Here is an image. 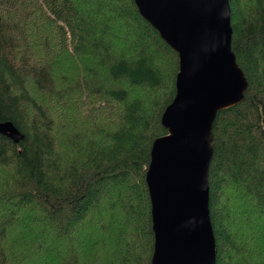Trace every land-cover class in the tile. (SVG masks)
<instances>
[{
    "label": "trees",
    "instance_id": "trees-1",
    "mask_svg": "<svg viewBox=\"0 0 264 264\" xmlns=\"http://www.w3.org/2000/svg\"><path fill=\"white\" fill-rule=\"evenodd\" d=\"M228 2L246 90L211 125L208 208L215 264H247L230 209L264 232V0ZM178 71L134 0H0V123L23 135L0 133V264H152L146 173Z\"/></svg>",
    "mask_w": 264,
    "mask_h": 264
},
{
    "label": "water",
    "instance_id": "water-1",
    "mask_svg": "<svg viewBox=\"0 0 264 264\" xmlns=\"http://www.w3.org/2000/svg\"><path fill=\"white\" fill-rule=\"evenodd\" d=\"M140 14L179 56L176 94L162 114L168 133L151 148L146 173L152 264H215L208 208L211 125L239 103L246 81L231 49L228 0H134ZM17 143L11 123H0Z\"/></svg>",
    "mask_w": 264,
    "mask_h": 264
},
{
    "label": "rangeland",
    "instance_id": "rangeland-1",
    "mask_svg": "<svg viewBox=\"0 0 264 264\" xmlns=\"http://www.w3.org/2000/svg\"><path fill=\"white\" fill-rule=\"evenodd\" d=\"M130 90H131L130 96L132 98H140L145 104L147 103L146 100L148 99L147 96L149 94V92L147 90H145L142 87L130 88ZM40 99H42V97H40ZM101 129H103V128H101ZM96 132H93L92 133L93 135H90L88 133H82V134H79L78 136L82 140L83 139H93V140L99 141L102 139V135H98V133H96ZM244 208H246V207L242 208V206H240L238 203H235L234 205L231 206V209H230L231 213H232V217H231V220H232L231 231L232 232L231 233L234 236L235 243L239 246L245 247V249L248 251L249 260L247 261L248 262L247 264H261L260 258L258 255V251L260 249H264V243H263L264 238H263V240L261 238V236L264 234V232L259 233L258 236H252L248 232H246L242 226H241V228L239 227L241 220L244 219V211H246V209H244ZM254 211H253V207L249 204V207L247 208V212H249V214H251V216H252V215H254ZM93 219H94V217H93ZM248 224L249 223H247L245 225H248ZM253 227H254V225H253ZM86 229H87L86 226L82 227L81 229H79L80 231L76 235L80 236V233H82V236H83L86 233ZM258 243L261 244V247ZM41 254L42 253H39L33 257L27 258L29 260V262H26L25 264L36 260L37 258H39L41 256ZM101 258H102V256H101ZM24 259H25V257H24Z\"/></svg>",
    "mask_w": 264,
    "mask_h": 264
}]
</instances>
